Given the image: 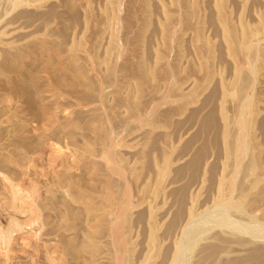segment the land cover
Returning a JSON list of instances; mask_svg holds the SVG:
<instances>
[{
  "label": "rangeland",
  "instance_id": "rangeland-1",
  "mask_svg": "<svg viewBox=\"0 0 264 264\" xmlns=\"http://www.w3.org/2000/svg\"><path fill=\"white\" fill-rule=\"evenodd\" d=\"M109 1L0 0V168L27 169L43 215L8 264H144L159 246L154 264L175 246L177 264H264V0ZM221 108L253 117L258 162L248 148L220 194ZM247 163L263 193L243 210Z\"/></svg>",
  "mask_w": 264,
  "mask_h": 264
},
{
  "label": "bare ground",
  "instance_id": "bare-ground-1",
  "mask_svg": "<svg viewBox=\"0 0 264 264\" xmlns=\"http://www.w3.org/2000/svg\"><path fill=\"white\" fill-rule=\"evenodd\" d=\"M109 2L111 3V0ZM119 5H122V4H119ZM114 7L116 8V6H114ZM121 8H123V7H120V9ZM118 9H119V7L116 10H118ZM120 9L118 10L117 13L120 12ZM112 15L117 16L114 13H112ZM116 18H118V17H116ZM109 19H111V17ZM113 19H115V18H113ZM240 44L241 45L242 44L247 45L245 40H243ZM108 58L106 55L105 60L108 61ZM109 85H106L107 89L110 87ZM254 87L256 89L255 85H254ZM257 87H259L261 89L260 86H257ZM107 89H104V90L107 91ZM223 94H225L226 97L228 95L227 91L226 92L224 91ZM19 96L20 95H18V97ZM224 100H225V98H224ZM224 100H223V102H225ZM223 104H225V103H223ZM223 104H221V105H223ZM138 106H135V107L138 108ZM103 109L104 108H102V110ZM135 109L133 108V110H135ZM133 110H131V112ZM139 112H140V110H139ZM227 112H226V110L224 111L221 108V114H219V115H221L220 120L222 122L220 143H221L222 150H223V160L221 162V168L219 169V175L217 177L216 190L220 194L224 190H226L227 188L228 189L230 188V187L226 186L227 182L225 181L228 174H229V169L234 167V169L238 170V168L240 166H241L240 168L242 169V166H244V165H242L243 161L245 162V160H246L245 155H248L247 151L251 150V153L249 154L250 160H246V162L247 161L251 162L253 164V166H254V164H256L258 162L257 151L255 150V145L253 142V139H254L253 128H252L253 127V125H252L253 117H251V121L250 122L248 121V125H247V121H245L241 115L236 116L237 115L236 114L235 115L236 117L234 119H230V117H232V116L228 115V116H230V117H228L226 114ZM137 113H138V110H137ZM135 116H137V115L135 114ZM105 117H107V116H105ZM111 117L112 116H110V119H111ZM248 127H249V132H247ZM248 148H250V149L248 150ZM47 154H50V151ZM69 154L70 153H67L66 151H64L61 154V156H64L65 159H67V157H69V156H70V159L74 158V157H71V154L70 155ZM249 157H248V159H249ZM207 163H208V157H206L205 160H203V170H202L203 175L201 176L200 181L192 186V192H194V191L197 192L199 190V188L201 187V183L204 182V177L206 174L205 169H206ZM251 163H249V164L247 163V165H248V169L246 172L247 174L245 173L247 176H245V179L242 181L243 185H248V186H246L245 188H243L241 190V197L238 198L236 200V203H235L237 205L238 209H243V208H245V206L246 207L247 206L249 207L251 205L253 206V204L255 202V195L259 196V194L263 193L261 188H260L261 185L259 186V183H260L259 182L260 179L258 178L259 175L256 173L257 172L256 168L254 169L252 167ZM16 169L18 170V172L16 171ZM16 169L12 168L11 170H9V169L0 168V247H2L4 249V251L6 252V255L4 257L5 258L4 261L7 264L9 262H11L13 260V257H14L13 255L9 254L10 253L9 252L10 251L9 246L12 243H14L18 239V237L21 236L22 238L23 237L24 238H30L33 236V234H35L37 232H41V230L43 229V224H42L43 223V218H42L43 215H42V211H41L42 209H41L40 203H39V201L37 202L38 195L36 196V195H34V193L30 192L29 190L27 191L21 185V182L24 181L28 177L27 172H26L27 169L23 168L22 165H20V167L16 166ZM244 169H245V167H244ZM19 173H20V175H19ZM164 174L165 173H163V170L161 169L159 172V175L163 176ZM241 174H242V171H241ZM14 178H16L18 180V183H15L16 181L13 180ZM263 178H264V176H263ZM38 200H40V199H38ZM256 201H258V199ZM262 201H263V199H262ZM191 208H194L193 202L191 203ZM253 208H255V207H253ZM243 210H247V209L245 208ZM101 214L103 217H105V219L102 221L103 223L112 224V216L114 214L112 212L111 207L110 208L109 207L103 208ZM190 222H191V219H188V220H185V222H183L181 224V226L179 228L180 234H184L187 232L190 233V231H191L190 228L192 229V227H189ZM27 227H28V229H27ZM231 233H232V231H231ZM234 233H236V232H234ZM246 233L248 234V232H246ZM194 234L195 233H193V235ZM238 234H240V233H238ZM191 235H192V233H191ZM202 235H204V234H202ZM259 238H262V237L260 236ZM178 249H179L178 246H175V248L172 249L171 253L166 258V261H164L165 264H177V262L181 260ZM181 255H182V253H181ZM160 256H161V247L159 246L158 248L152 249L150 251V253L148 254V256L145 259L144 264H154L155 262H157V259ZM182 257H183V255H182ZM48 259H50V258H48ZM186 260L184 262H186L188 264V262H187L188 260L187 261Z\"/></svg>",
  "mask_w": 264,
  "mask_h": 264
}]
</instances>
